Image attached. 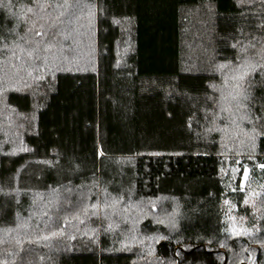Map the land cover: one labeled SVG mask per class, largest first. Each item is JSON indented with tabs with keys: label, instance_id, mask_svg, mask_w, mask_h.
Returning a JSON list of instances; mask_svg holds the SVG:
<instances>
[{
	"label": "trees",
	"instance_id": "1",
	"mask_svg": "<svg viewBox=\"0 0 264 264\" xmlns=\"http://www.w3.org/2000/svg\"><path fill=\"white\" fill-rule=\"evenodd\" d=\"M0 264H264V0H0Z\"/></svg>",
	"mask_w": 264,
	"mask_h": 264
},
{
	"label": "rangeland",
	"instance_id": "2",
	"mask_svg": "<svg viewBox=\"0 0 264 264\" xmlns=\"http://www.w3.org/2000/svg\"><path fill=\"white\" fill-rule=\"evenodd\" d=\"M248 175H249V170L247 169L244 175V183L246 182Z\"/></svg>",
	"mask_w": 264,
	"mask_h": 264
}]
</instances>
